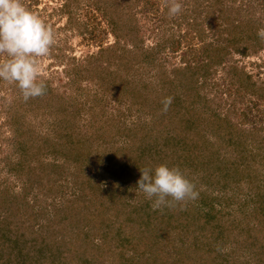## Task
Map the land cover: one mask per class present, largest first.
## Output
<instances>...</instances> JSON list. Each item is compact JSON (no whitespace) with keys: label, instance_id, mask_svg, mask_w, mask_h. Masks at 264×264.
Returning a JSON list of instances; mask_svg holds the SVG:
<instances>
[{"label":"rangeland","instance_id":"374dc122","mask_svg":"<svg viewBox=\"0 0 264 264\" xmlns=\"http://www.w3.org/2000/svg\"><path fill=\"white\" fill-rule=\"evenodd\" d=\"M65 1H23L24 5L46 25H50L56 34V44L50 54L40 59V78L46 81L47 88H53L61 97L49 99L52 107L47 104L43 110H39L41 108L37 109L36 106L34 111H31L25 108L32 107L30 104L32 99L26 103L15 83L0 80V221H2L0 234L3 232L2 229L9 228L14 231V235L16 230L14 226L18 225L21 227L20 233L17 234L21 239L20 244L24 240L30 243L31 239L38 244L41 238L48 241L51 237L50 232H45L48 231L46 227H49L52 231L55 230L54 233L61 231L66 233L65 235H68L71 241L73 239L75 241L77 240L76 231L69 226L67 219L61 218L63 219L61 222H58L59 219L58 221L55 219L52 223L49 221L55 217L56 209H61L63 214L61 217L69 215V218L72 215L74 218H80L81 223H85L83 230L85 232L89 231L90 226L96 224V218L98 222H101L97 216L104 214L103 224L99 229L95 226L93 230L94 242L100 245L99 253H102V255L98 254L99 260H96V264H112L109 257L117 258L119 261L120 253L130 256V234L132 237L137 228H130V218H135L130 211H143L147 208L146 206L151 208V211H156V214L149 217L151 220L136 221L142 228L139 230H145L152 227L151 223L160 222L161 216L165 213L173 220L168 221V224L177 220L188 222V219L195 221V211L191 210L192 212L189 213L185 210L206 212L211 207L214 210L213 213H216L214 222L218 221L221 229L216 242L211 239L214 236L207 241H203V237L199 236L196 243H202L201 247L206 249L204 251L207 253H204V257L207 258L208 254V257H214L219 251L220 258L230 261L231 264H264L262 220L259 223L257 216L252 217L261 225L263 232L259 240L254 235V242L251 244L246 239L250 234L247 229L253 220L245 217L255 209L264 214L260 211V208L264 209V97L262 96L264 93V41H261L262 47L252 57H240L239 54L231 51L228 59L221 64L214 63L206 65L207 67L204 65L209 75L203 87L199 86L202 81L198 83V103L191 104L189 107L191 113L197 111L215 115L224 119L227 127L236 126V129L242 132L239 133L234 129L229 131L220 129L218 132L215 123H212V129L204 124L205 126H202L204 134L197 140V144L193 143V140L189 144L193 143V148L200 147L202 150L206 142H214L217 135L223 136L225 133L224 138L217 140L223 144L224 148L216 150L215 145L214 149L217 151L215 154H208L202 150V153L195 155L194 162L186 166L190 165V167L186 168L185 165L177 164L181 162L180 154L186 146L184 133L179 131L176 141L179 152L175 153L174 140H163L160 134L156 133L155 126L152 124V114L142 104L143 95H139L135 89L126 91L129 97L131 95L141 102L132 104V101L126 99L123 94L130 85L123 82L118 87V80H120L118 78L122 77L130 81L154 80L156 72L160 70L158 64L163 65L169 73L174 66H182L180 57L183 55L182 52L190 46L189 44L197 47L203 43L200 44L195 37L188 41L190 37L186 36L182 42V52L179 51L173 55L165 51L158 56V62L155 64L148 62L141 64L138 58L124 54L123 49L130 47L129 39L116 42L110 34V25L104 19L99 18L100 23H97V26L90 25L87 31L84 28L65 30L63 27L67 26L69 21L64 11L60 10ZM116 1L124 7L125 0ZM145 1H147L146 9ZM221 1L223 2L220 6L214 8L217 11L214 12L212 19L213 31L209 27L206 28L204 24L201 25L204 27L202 28L205 36L207 35L206 40H213L215 37L213 32L223 27L219 25L221 17L218 11L221 9H224L232 18L237 16L235 11L240 10L239 18L250 17L255 28L258 30L264 28V0ZM132 2H136L133 12L137 15L141 28L140 34L143 35L146 45L155 43L159 35L165 31L164 29L173 32L176 37L185 32L186 27L178 28L175 21L170 18L169 24L164 23L163 28L160 27L162 31L160 32L159 29L158 35L156 34L160 25L156 21L158 17L155 16L165 12L167 0H132ZM179 2L183 6L182 11H187V5L189 7L187 0H179ZM152 5L153 8L157 6L158 14L155 15ZM73 14H75L74 11ZM80 15L78 20L84 21L86 17ZM205 25L207 26L206 23ZM124 33L125 31H121V34ZM215 34H219V31ZM189 35L193 34L189 31ZM109 48H111L110 54L106 51ZM7 59L6 55L0 56V63ZM125 66L130 68L127 69ZM233 67L248 74L250 81L239 82L238 77L236 78L231 72ZM84 68L88 70L85 72ZM241 86H243L242 89ZM258 88L260 89L258 95L252 93ZM47 95L45 94L43 98ZM43 98L40 102L35 99L34 104L39 106L45 104L47 99ZM16 101L22 102V105L14 110ZM55 102H58L56 106ZM64 108H66L65 111L59 113ZM183 110L186 111L185 108ZM64 115L67 116V120L63 123ZM18 129L24 133L22 142L27 144V148L25 147L27 153L22 155L25 166L22 165V167L19 165L21 145L18 148L16 144L17 137L19 138ZM237 139L240 140V144L234 147L235 143H233L227 150L228 147L224 143H228L226 141L232 143ZM160 142H166V160L160 163L156 160V166H152L150 163H145L143 159H138L141 151L146 155L155 156ZM59 146L70 150L58 151ZM35 154L39 155L35 158L33 156ZM78 156L80 158H77ZM151 161L153 162L152 159ZM37 162H42L43 166L38 167ZM52 163H59L62 167L60 171L65 170V172L50 173L51 169L45 165ZM137 163L140 165L137 166ZM162 164L170 168L178 167L189 179H192L199 191V198L186 201L183 207L162 206L161 209L153 210L154 199H147L145 194L138 190L137 181L140 179L141 169L148 166L154 170ZM79 171H81L80 176L93 174L95 180H100L96 192L87 193L93 199L95 195L98 197L94 199L95 202L87 199L89 208H83L84 211H88L81 217L73 214L77 212L78 207L74 196L80 193L79 190L88 191L89 188L85 182H81V179H74V175L76 176ZM225 173L228 175L223 177ZM41 177L45 178L42 184L44 186L38 187L37 181ZM46 180L52 182V186L46 183ZM23 195L25 198L22 199ZM24 200L30 207H21ZM96 200L103 204L99 206L100 211H96L98 214L92 212L95 207H98ZM12 201L16 202L11 206ZM17 205L20 207L19 210L12 209L13 212L16 211L14 214L10 208H16ZM71 210L75 211L71 213ZM179 210L184 212L182 216H178ZM227 221L234 225H227L225 223ZM86 223L90 225L86 226ZM168 230L171 239L166 241L169 243L166 251L174 254L172 247L177 245L176 248L182 247L186 254H190L189 246L195 242L193 236L189 234L184 237L172 227ZM153 231L150 228L149 232L154 233ZM200 235H207V233L202 232ZM80 243L82 241H79L77 245H75L76 241L74 245L57 244V247H60L58 252L61 253L62 259H67L64 264H90L83 261V258H87L86 249ZM70 254H78L81 260L79 257L72 258ZM137 261L141 263L139 257Z\"/></svg>","mask_w":264,"mask_h":264},{"label":"trees","instance_id":"16d2710c","mask_svg":"<svg viewBox=\"0 0 264 264\" xmlns=\"http://www.w3.org/2000/svg\"><path fill=\"white\" fill-rule=\"evenodd\" d=\"M24 1V0H23ZM26 1V0H25ZM146 2L145 1V9H146ZM189 7L187 5V11H182L178 16L171 18L175 21L176 26L186 27V30L184 33H182L180 36L176 37L173 32H169L167 29H164L165 31L159 35L157 41L153 44H150L149 46L146 45L144 42L143 35L140 34L141 28L139 27L138 18L135 12H133V9L136 5V2H132V0H125L124 7L120 2L117 3L116 0H66L65 3L62 4L60 7L61 11H64V14L67 17V20L69 21L67 26H64L63 28L65 30L73 29H79L84 28L85 30L90 25L97 23H100V19H104L105 22H107L108 25H110L111 35L116 39V42L120 41L121 39H129V48L123 49L124 54L127 56H131L132 58L136 57L139 59V63L144 64L145 62H148L149 64H155L158 62V56L162 54L165 51L170 52L171 54L178 53L179 51L182 52V42L183 39L186 38V36H189V40L194 39V37L199 40L200 46L195 47L191 44H187L189 47L185 49L183 55L180 57L181 65L182 66H174L171 68L170 72H166L163 65L158 64V68L160 67V70L156 72L155 79L154 80H124L122 77L118 78V87L120 83H126L127 85H130V88L125 90L123 94L126 96L125 98L132 101V104H138L141 103L140 101L134 99L131 95L130 97L126 94V91L135 89L139 95H143V106H146L148 108V112L152 114V124H154V129L156 130L157 134H160V136L164 139H172L176 143L177 137L179 136V131L181 130V133H184L186 137V146L183 148L182 153L180 154V160L181 162L177 163L181 166L185 167L188 165V163H193L194 158H196L195 155H198L202 153V150L208 152V154H215L217 153L216 150H220L223 147V144L220 143L219 138H224L225 133L223 136L217 135V139H215L214 142H206L205 145L202 147L201 150L200 147L193 148L192 144L196 143L197 140L200 139V136L204 134L202 131V126H205L204 124H207L206 127L209 129H212L211 125L212 123L216 124V131L222 130H233L241 133L242 131L236 129V126L225 125V120L219 117H215V115L203 113H198L197 111L195 113H191L192 111L189 109L191 104L197 105L198 97H199V86L203 87L206 83L207 76L209 75L205 69L208 65H212L214 63L221 64L224 60H227L230 52L239 54L240 57H252L255 55L259 48L262 47V40L258 37L257 32L258 29L255 28V24L252 20V18L244 16L239 18L240 10H236V17L232 18L227 12H225L224 9L219 10V14L221 17V23L219 25H223V27L219 31V34H215L216 31H214V39L213 40H206L207 35L205 36L204 33V27L201 26L204 24V26L207 28H211L213 31L212 26V19L214 16V12L217 11L216 7L220 6V4L223 2L221 0H187ZM134 3V4H133ZM151 7V6H150ZM153 12H155V15L158 14L157 6L153 8ZM79 10V11H78ZM73 11L75 14H73ZM80 12V13H78ZM145 12V10H144ZM86 17L84 21L78 20V18L81 16ZM108 14H112L109 16ZM160 16V17H159ZM155 16L158 21L157 23L160 25L158 26V31H156V34L158 35L159 29L160 32L163 28L164 23L169 24V16H168V9L167 6L165 7V12L162 13V15ZM201 18V19H200ZM207 24V26L205 25ZM203 27V28H202ZM86 30V31H87ZM94 30V28H93ZM194 30V31H193ZM121 31H125L124 34H121ZM127 31V32H126ZM192 33L193 35H189ZM195 32V34L193 33ZM210 33V32H209ZM207 34V33H206ZM197 35V36H196ZM115 42V43H116ZM111 48L106 49L108 54L111 53ZM74 60V58H73ZM149 60V61H148ZM90 65V63H89ZM205 65V67H204ZM207 65V66H206ZM125 68L129 69V67ZM163 69V70H162ZM238 68L233 67L232 73L236 78L238 77V81L243 83L244 80L250 81V76L243 72L242 70H237ZM85 72L88 70V68L83 69ZM127 73V72H126ZM157 81V83H155ZM199 81H202V83L198 86ZM46 83V81L44 80ZM115 85V84H114ZM254 85V84H252ZM243 86H241L242 89ZM125 89V88H124ZM240 89V91H241ZM262 90V88H261ZM260 89L254 90L252 93L255 95H258ZM46 94H48L46 97H37L35 99L39 100L47 99L45 100L46 103L42 104L41 106L35 105V99H29L31 101L32 107L28 106V110L34 111V109L37 106V109L43 110L45 105L49 104L52 107L51 102L49 99H54L57 95V92L55 90L50 89L49 87L46 90ZM264 97V93L262 95ZM59 98L61 96H58ZM165 97H172L173 102L170 105L168 111L165 113L162 111L163 105L161 101ZM261 97V96H260ZM57 101V99L55 100ZM27 103V102H26ZM56 103L55 102V106ZM22 105V102L18 103L16 101V104H14V110L18 106ZM35 105V106H34ZM23 107V106H22ZM54 107V105H53ZM19 108V107H18ZM183 108L186 109L183 110ZM66 108L63 109V113ZM59 110V109H58ZM190 111V112H189ZM63 123L67 120V116H63ZM222 124V125H221ZM15 125V124H14ZM225 127L224 129L221 127ZM183 128V129H181ZM225 131V132H226ZM19 138L17 137L16 144L17 147L21 145V161L19 162V165L22 167L24 160L23 156L27 152L26 145L24 142H22V139L24 138V133L21 131V129H18ZM199 137V138H198ZM198 138V139H197ZM239 138V137H238ZM193 140V143L189 144ZM196 140V141H195ZM226 141V140H225ZM222 142V141H221ZM228 143H224L227 147L232 146L233 143L234 147H237L240 144V140L237 139L236 141L233 140V142L226 141ZM44 143V142H43ZM42 145L44 146V144ZM161 144L158 146L157 151L155 153V156H152L150 154L143 153V151L139 152V158L143 159L145 163L151 164L152 166H156L155 162L157 160L158 163L163 162V160H166V148L165 143L166 142H160ZM216 145V150L214 149ZM24 146V147H23ZM225 146V148H227ZM26 147V148H25ZM61 150H70L68 148L63 149V147L59 146L58 151ZM143 150V149H142ZM174 152H179V146L176 145L173 148ZM229 150V147L227 148ZM54 151V150H51ZM195 151V152H194ZM196 154H194V153ZM39 154L33 155L35 158ZM77 158H80L79 156ZM76 159V158H75ZM153 160V162L151 161ZM152 162V163H151ZM36 165L38 167L43 166L42 162H37ZM140 164L137 163V166ZM25 166V165H23ZM45 166L49 167L51 169L50 173H64L65 170L60 171L62 167H60L59 163H52V164H46ZM190 167V165H189ZM186 167V168H189ZM46 168V167H45ZM148 168V166H147ZM80 169V168H79ZM151 169V168H150ZM20 172V171H19ZM21 173V172H20ZM81 171L75 176L76 178L81 179L82 183H86L88 186L87 190H79L80 193L78 195H75V202L78 203L77 212L75 210H71V213L75 211L73 214L78 216H83L88 211H84L83 208H89L87 205V199H91L94 201L96 199V193L94 194V199L92 196H88V192H96L97 186L99 185V181L94 179V175L92 176L82 174L79 175ZM107 173V171H106ZM108 174V173H107ZM112 175V174H111ZM228 173H225V175H222L223 177H226ZM43 177L39 178L37 181L38 187L44 186L42 185L44 182ZM48 184H52V182H49V180L45 181ZM73 184H75L73 180ZM52 186V185H51ZM86 189V188H85ZM89 194V193H88ZM21 198H25L24 195L21 196ZM98 200V199H97ZM98 207H95L92 212L95 214L96 211L99 210V206L102 204L101 202H97ZM16 201H12L11 206L15 205ZM95 202V201H94ZM103 205V204H102ZM28 208V204H26L25 200L21 204V207ZM82 206V207H81ZM146 206V205H145ZM20 206H16V208H10L11 211L13 210H19ZM147 208L139 211H130V214L132 216H135L130 218V228L135 229L136 233L131 237L130 234V256L125 253H120V260L118 261L117 258H110L112 264H231L230 261L226 259L220 258V252L216 254L214 257H208L205 258L204 253H207L205 248L201 247L200 243H196V241L200 237H203V241H207L210 239V237L213 240V242H216L218 239V232L221 229L220 223L218 221L214 222V214L213 208L210 207V209L206 212H202L200 210H194V209H188L185 211H188L189 213L192 211H195L194 217L195 221L189 220L186 222L183 221H175L171 224H168V221H173L168 214L165 213L163 216H161L162 220L157 223H151L148 228H144L145 230H139L142 229L141 226L136 222L138 219H145V222H147V219L151 220V215L156 214V211H151V208ZM13 209V210H12ZM75 209V208H73ZM192 210V211H191ZM140 211L142 213H140ZM261 212H264V209L260 208ZM16 211L13 213L15 214ZM55 217H52V220H49L51 223L55 221V219L58 222H61V218L67 219L70 223V227L76 231L77 240L76 244L74 239L71 241V239L68 238V235H65L64 233H61V231H57L54 233L49 228L47 232H50V238L47 241L45 238H41V241L37 244L34 243V240L31 239L30 243H27L26 240L22 241L20 244V238L18 237V232L20 233L21 227L16 225L14 226L15 234L13 235L14 231L6 228L3 230V232L0 234V264H64V262L67 261V259H62L61 253L58 252L60 247H57V244H61L63 246V243L65 245H77L79 241H82V246H85L86 249V256L87 258H83L84 262H90V264H96L98 259V254L102 255V253H99L100 245L95 244L94 240V227L96 226L98 229L100 228V225H102L105 221V216L99 215L97 216L99 219H101V222L97 221V218L95 220L94 225L90 226L89 231L86 232L84 230V224L81 223L80 218H74L72 215L68 218L69 215H64L65 217H61V209L54 211ZM91 213V212H90ZM183 211L179 210L177 212L178 216L183 215ZM219 213V212H218ZM220 214V213H219ZM253 216H257L260 220H262L261 224L262 227H264V214H261L258 212L257 209L254 211L249 212L245 215V217L249 218L251 221L253 220ZM134 218V219H133ZM178 218V217H177ZM176 218V219H177ZM64 220V221H65ZM108 220V218H107ZM200 221V222H199ZM203 221V222H202ZM249 222V220H248ZM229 226L231 225L230 221L225 222ZM2 225V221H0V227ZM90 225L86 223V226ZM171 225V226H170ZM223 226H227L222 224ZM42 226V225H41ZM246 226V225H245ZM45 227V226H44ZM172 227L175 230L177 229L180 235L186 237L187 235H192L193 240L195 241L194 244H191L189 246L190 254H186L184 252V249L182 247L173 246L172 244V250L174 251V254L172 252L166 251L168 248L166 241L170 240L171 234L169 233V228ZM228 227V226H227ZM261 225L256 223L255 220L252 221L251 226L248 227V234L247 241L249 240L250 243L254 242L253 238L254 235L256 236V239H260L259 236L263 232ZM46 228L44 230H46ZM150 228H152L154 233H150ZM169 234H168V233ZM202 232H206L207 235H200ZM96 233V232H95ZM209 234V235H208ZM47 235V234H46ZM58 237V238H57ZM175 239V238H174ZM46 241V243H45ZM37 242V240H36ZM105 243V241L103 240ZM79 244V245H80ZM252 244V243H251ZM39 245V246H38ZM203 245V244H202ZM81 246V247H82ZM57 250V251H56ZM114 251V250H113ZM80 254V253H79ZM72 255V258L79 257L78 254H70ZM137 257L141 259V263H139V259L137 261ZM145 259H143V258ZM81 260V258L79 257ZM99 260V259H98ZM118 261V262H117ZM28 262V263H26ZM103 263V261H102ZM233 263V261H232ZM66 264V263H65Z\"/></svg>","mask_w":264,"mask_h":264},{"label":"clouds","instance_id":"9594fccd","mask_svg":"<svg viewBox=\"0 0 264 264\" xmlns=\"http://www.w3.org/2000/svg\"><path fill=\"white\" fill-rule=\"evenodd\" d=\"M182 7L179 0H167L169 18L178 16ZM257 35L264 41V28ZM55 44L54 29L30 11L23 0H0V56L8 57L0 63V80L15 83L25 102L46 94L47 84L40 78V59L48 56ZM172 102V97H165L162 111L166 113ZM137 185L147 199H154L153 210L183 207L186 201L199 198L194 181L178 167L165 164L154 170L141 169Z\"/></svg>","mask_w":264,"mask_h":264}]
</instances>
